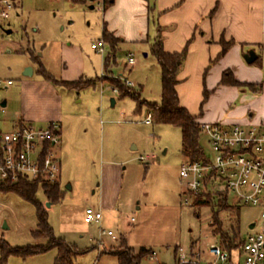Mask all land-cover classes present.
I'll list each match as a JSON object with an SVG mask.
<instances>
[{
    "label": "rangeland",
    "instance_id": "374dc122",
    "mask_svg": "<svg viewBox=\"0 0 264 264\" xmlns=\"http://www.w3.org/2000/svg\"><path fill=\"white\" fill-rule=\"evenodd\" d=\"M14 1L12 32L0 38V78L13 81L0 89L1 98L8 100L0 115V129L9 131L12 121L25 114L61 119L62 142L55 150L61 161L63 195L50 203L41 188L37 192L54 236L82 252L74 264H118L115 254L124 240L137 253L141 248L149 251L141 264H186L179 261L180 251L175 254V249L183 248L189 255L215 241L210 223L217 211L215 204L223 198L217 194L215 204L201 207L186 204L179 175L186 161L180 127L146 123L147 106L137 111L136 101L113 90L114 80H129L142 99L160 103L161 70L151 51L154 19L150 17L148 38L121 42L105 66L111 47L106 44L104 54L91 47L103 39V0ZM129 54L134 55L133 65L126 63ZM27 68L32 69L29 75ZM44 74L65 80L82 76L83 82L92 85L80 91L68 89ZM42 123L24 125L40 127ZM199 141L211 159L213 152L204 132ZM108 174L112 175L109 188L103 182ZM106 194L114 203L110 209L101 206ZM227 201L236 202L232 193H227ZM89 207L102 210L101 224L85 221ZM219 217L224 219L225 214ZM259 219V207L241 206V233L245 235L249 223ZM37 222L32 202L17 193L0 192V244H46V238L32 233ZM99 227L112 230L116 239L100 237ZM56 256V249H49L27 257H4L0 248V264H54Z\"/></svg>",
    "mask_w": 264,
    "mask_h": 264
},
{
    "label": "crops",
    "instance_id": "0c3cea01",
    "mask_svg": "<svg viewBox=\"0 0 264 264\" xmlns=\"http://www.w3.org/2000/svg\"><path fill=\"white\" fill-rule=\"evenodd\" d=\"M112 1L104 11V27L119 40L117 47L126 40L144 41L148 38L150 17L154 19V39L158 34V26L161 27L166 52H180L192 39L178 74L180 82L177 91L182 106L193 115L202 113L199 122L264 124L263 0ZM222 39L234 43L224 56L219 57ZM250 50L261 56L260 67L245 61L244 54ZM227 71L232 72L240 82L262 83L263 90L256 93L248 87L223 84L222 78ZM205 88L209 91V97L203 104ZM4 102L7 107L8 100L4 98ZM24 116L13 120L9 131L30 121L43 122L40 127H46L53 121L61 124L57 116L49 119ZM109 169L108 173L111 171ZM109 174L103 181L107 188L112 179ZM107 194L102 198L101 206L110 209L114 203ZM155 254L152 252V256ZM188 256L191 257V254Z\"/></svg>",
    "mask_w": 264,
    "mask_h": 264
},
{
    "label": "built area",
    "instance_id": "2783aa9c",
    "mask_svg": "<svg viewBox=\"0 0 264 264\" xmlns=\"http://www.w3.org/2000/svg\"><path fill=\"white\" fill-rule=\"evenodd\" d=\"M91 1V0H85ZM264 8V0H263ZM14 0H0V38L10 29ZM264 33V15L262 23ZM103 39L91 47L104 54ZM127 64L133 65V54L128 55ZM129 87L132 81L125 80ZM13 84L11 79L0 78V89ZM113 90L118 91L114 86ZM0 95V115L6 109ZM146 123H151L148 114ZM211 146L213 157L204 160H186L179 175L184 181V202L191 204L202 191L232 193L236 204L260 208V219L251 221L253 228L244 235L241 252L234 256L217 241L205 250L188 255L179 248V261L194 264H264V124H228L224 122L201 123ZM61 124L51 122L46 127L22 125L14 130L2 132L0 136V182L42 178L53 182L60 176L61 163L55 147L60 142ZM101 209L86 208L85 220L101 224ZM134 218H132V221ZM99 235L116 239L112 230L99 227ZM243 255V261L240 257Z\"/></svg>",
    "mask_w": 264,
    "mask_h": 264
},
{
    "label": "trees",
    "instance_id": "16d2710c",
    "mask_svg": "<svg viewBox=\"0 0 264 264\" xmlns=\"http://www.w3.org/2000/svg\"><path fill=\"white\" fill-rule=\"evenodd\" d=\"M81 1V0H80ZM112 0H103V11H105ZM161 27L158 26V34L151 44V51L157 59V62L161 70V101L150 102L146 99H142L141 93L136 91L134 87L127 86L121 79L114 80L113 84L118 88L121 96H130L137 103V111L146 105L148 108V114L151 115V122L164 123L170 125H176L180 127L182 134V153L190 161L204 160L207 157L200 145L199 136L201 131L199 122L200 114L193 115L187 108L181 105L177 86L180 82L178 79L179 71L185 61L188 53V47L192 39L188 40L185 47L180 52H166L163 47ZM103 40L107 42L111 47V53L105 58V66L110 62V58L114 55L118 44V39L115 38L106 27L103 31ZM234 41L221 40L222 51L219 57L226 54L230 46ZM257 66H261V56L252 63ZM44 77L61 86L68 89L82 90L91 86L90 83L83 82V77L77 80L65 81L56 79L49 74H44ZM223 84L234 85L239 88L248 87L256 93H260L263 90V84H253L238 81L232 72L227 71L222 78ZM203 104L209 97V91L204 89ZM0 129V136H1ZM41 188L44 192L46 199L50 202H56L62 198V189L59 178L53 182L38 179H27L20 177L16 181H4L0 182V192H13L22 196L24 199L32 202L36 206L37 210V228L32 231L36 238H46V244L27 245V246H15L12 247L3 242L0 244V248L7 257L10 254H16L21 257H27L39 253L46 252L49 249H56L57 256L54 264H74V258L82 253L73 244L66 242L64 239L56 238L53 234V230L48 222V213L43 204L37 199V192ZM222 197V202L215 204V197ZM215 202V203H214ZM217 206V211L213 213L212 221L210 225L213 227V234L215 241H217L223 248L228 250L231 254L234 252H241V247L244 243V235L241 233L240 226V210L241 205L234 203L228 204L227 193L225 191L218 192H200L192 201L191 205L201 207L205 205ZM219 213H224L225 218L221 219ZM234 218V219H233ZM234 220L235 222H233ZM191 244V249L193 248ZM121 250L116 252L118 257V264H141L142 258L149 254V251L145 248H141L137 253L133 249L127 246L126 241L121 242ZM175 249V251H177ZM177 262L178 259H175ZM190 264V263H187Z\"/></svg>",
    "mask_w": 264,
    "mask_h": 264
},
{
    "label": "water",
    "instance_id": "95a60500",
    "mask_svg": "<svg viewBox=\"0 0 264 264\" xmlns=\"http://www.w3.org/2000/svg\"><path fill=\"white\" fill-rule=\"evenodd\" d=\"M11 32H12V29H8L6 31L7 34H10ZM257 58H258V55L253 50H250L248 53L244 54V59L248 64H252ZM31 73H32V69L27 68V70L25 71V74L29 75ZM3 105H5V102H3ZM112 105H114V99H112ZM249 227L253 228L254 224H250Z\"/></svg>",
    "mask_w": 264,
    "mask_h": 264
}]
</instances>
